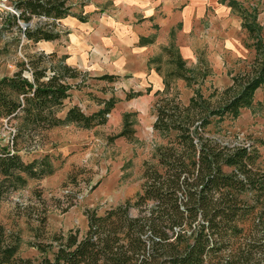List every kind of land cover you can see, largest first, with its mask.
<instances>
[{
	"label": "rangeland",
	"instance_id": "1",
	"mask_svg": "<svg viewBox=\"0 0 264 264\" xmlns=\"http://www.w3.org/2000/svg\"><path fill=\"white\" fill-rule=\"evenodd\" d=\"M17 1L0 0V78L22 68L20 62L25 63L21 75L29 78V59L39 53L65 54V63L80 75L68 81L72 88L58 117L73 105L87 115L115 100L104 124L90 130L69 125L15 139V122L0 120V149L15 152L34 171L32 178L21 174L24 183L15 190L0 178V227L6 236L18 238L17 257L37 263L36 247L51 249L53 236L69 231L81 236L85 212L102 215L133 201L144 183L143 170H160L158 151L180 150L174 131L152 127L156 105L183 124L194 144L206 139L227 148L252 145L264 162V83L254 91L251 106L240 109L236 118L209 113L224 102L223 91L233 78L236 83L246 81L264 66V0H226L232 7L229 17L237 19L229 46L226 31L213 21L216 17L213 23L209 19L210 9L187 29L175 24L179 9L171 8L170 0L169 8L156 12L150 24L116 0H65L64 19L33 16L24 23L17 19ZM43 24L58 33L57 41H25L23 29ZM134 33L154 35V41L138 49ZM184 48L190 54L182 53ZM104 74L115 75V81L98 80ZM190 99L191 109L186 110ZM122 129L131 132L129 138L119 136ZM136 214L129 211L132 217ZM46 256L50 258L49 252ZM250 264H264V252L254 255Z\"/></svg>",
	"mask_w": 264,
	"mask_h": 264
},
{
	"label": "trees",
	"instance_id": "2",
	"mask_svg": "<svg viewBox=\"0 0 264 264\" xmlns=\"http://www.w3.org/2000/svg\"><path fill=\"white\" fill-rule=\"evenodd\" d=\"M64 4L65 0H18L14 8L24 23L33 16L57 22L67 16ZM48 25L25 28L21 34L32 44L58 40V33ZM246 29L254 31L250 25ZM64 60L65 56L53 52L39 53L27 61L29 78L21 75L23 62L11 76L0 78V120L15 122V139L57 127L90 130L104 124L114 99L87 115L73 105L58 117L72 88L68 81L80 75ZM115 79L98 77L106 82ZM235 80L223 91L224 102L210 115L236 118L240 109L249 108L254 91L264 83V66L246 81ZM167 88L165 82L163 89ZM168 114L156 105L152 127L174 131L175 147L181 151H158L160 170H143L144 183L133 201L102 215L85 212L84 233L53 236L51 249L36 247L37 263L17 257L18 238L6 236L0 227V264H250L254 255L264 252V162L260 163L256 148H227L206 139L194 144L183 124ZM130 133L122 129L119 136L129 138ZM33 173L15 152L0 149V178L8 180L12 190L24 183L21 174L32 178ZM131 209L136 216L129 215Z\"/></svg>",
	"mask_w": 264,
	"mask_h": 264
},
{
	"label": "crops",
	"instance_id": "3",
	"mask_svg": "<svg viewBox=\"0 0 264 264\" xmlns=\"http://www.w3.org/2000/svg\"><path fill=\"white\" fill-rule=\"evenodd\" d=\"M116 1L126 2L127 4L126 7L130 8L132 12L134 13L136 12L140 13L141 14V17H139L140 20H145L149 24H150V21H152L153 16H155L156 12H158L159 10L161 11L164 10L165 12V9L167 10L170 6L166 2L168 0H116ZM170 4H171V8L174 6V8L179 9L180 17L178 13H176V15L174 16L177 19L175 24L177 22L181 23V25L184 26V28L186 27L187 29H190L191 23H193V21L199 22V20L202 19L206 15V10L210 9V11H212L213 14L212 15L210 14L209 19H211L212 23L213 21L218 20L217 23H220V26L224 28V31H226L225 33L226 37L229 39V41H227L226 44H228V46L230 45L231 35L233 34V31L237 28L236 26L237 19L233 18L231 15L229 17L228 14L232 10V7L226 4V0H170ZM226 9L228 10L226 11ZM214 16L216 17V19H213ZM165 24H168V22H164L162 24L160 22L159 26L161 25L165 26ZM169 24L172 25L173 22L170 21ZM153 26L155 25H152V27ZM128 27L136 28V25L134 26V24H129ZM170 33L171 31L168 34ZM134 35L137 36L135 33ZM153 41H154V35H150L147 37L137 36L136 40L134 41V46L138 47V49H145L146 46L151 45ZM182 53H184L185 55H188L190 54V51L184 48ZM61 56H65V60L67 59V55L65 54ZM176 56L181 60V57L178 54H176ZM65 60H64V63H65ZM65 64L71 67V65L67 63ZM104 75H107V74H104ZM110 76L115 77V75H110Z\"/></svg>",
	"mask_w": 264,
	"mask_h": 264
},
{
	"label": "water",
	"instance_id": "4",
	"mask_svg": "<svg viewBox=\"0 0 264 264\" xmlns=\"http://www.w3.org/2000/svg\"><path fill=\"white\" fill-rule=\"evenodd\" d=\"M26 26H27V24L24 25V27H26ZM23 30H24V29H23Z\"/></svg>",
	"mask_w": 264,
	"mask_h": 264
}]
</instances>
